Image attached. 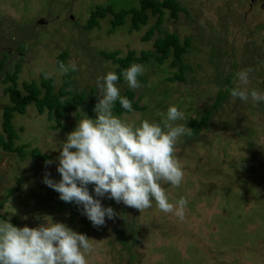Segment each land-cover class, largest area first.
Wrapping results in <instances>:
<instances>
[{
  "label": "rangeland",
  "instance_id": "374dc122",
  "mask_svg": "<svg viewBox=\"0 0 264 264\" xmlns=\"http://www.w3.org/2000/svg\"><path fill=\"white\" fill-rule=\"evenodd\" d=\"M127 1L0 0V112L8 103L6 71L17 69L19 87L23 80L38 82L43 72L52 77L56 90L64 74L56 65L60 52L66 53L65 65L73 62L78 68L68 72L70 93L83 95L80 103L61 110L60 125L33 104L14 113L15 143L26 145L27 152L36 148L45 158L0 149V221L14 218L15 226L36 227L47 215L66 223L95 239L88 264H264V101L249 97L244 102L230 95L239 85L237 72L249 67V91L264 93V0H175L181 7L176 18L165 10L159 30L147 41L141 36L155 21L151 14L138 30L130 29L128 16L110 29V12L97 25L83 27L94 6L124 7ZM130 4L137 5V0ZM164 32L190 41L183 55L184 80L173 77L176 68L169 59L159 65L143 62L141 87L131 88L142 109L113 114L139 125L144 119L160 122L170 105L177 106L185 116L177 123L187 129L190 121L208 115L199 130L181 136L175 145L184 172L181 185H162L170 202L187 199L185 218L162 212L154 201L140 213L107 195L95 197L90 184V194L117 213L96 228L82 214V205L59 199L43 182L45 174L56 182L61 179L60 143L85 113L96 118L86 101L97 103V78L115 65L99 52L138 54L152 49V38ZM116 85L120 93L129 87L124 78ZM218 93L222 99L216 102ZM8 191L13 192L7 196Z\"/></svg>",
  "mask_w": 264,
  "mask_h": 264
},
{
  "label": "clouds",
  "instance_id": "9594fccd",
  "mask_svg": "<svg viewBox=\"0 0 264 264\" xmlns=\"http://www.w3.org/2000/svg\"><path fill=\"white\" fill-rule=\"evenodd\" d=\"M59 68L65 74L78 70L73 62L68 65L60 62ZM143 71V66L135 63L123 71L130 88L141 87L137 78ZM252 71L249 67L237 72L239 85L230 90L231 97L244 102L249 97L253 102L264 101V93L249 91L247 87ZM118 79L114 71L97 78L96 118L85 113L78 120L59 146L57 171L61 179L56 182L45 174L43 182L58 192L62 201L82 205V214L96 228L105 225V217L114 219L117 213L90 194V184L94 185L95 197L107 195L140 213L151 208L154 201L162 212L183 220L187 199L181 197L170 202L162 185L179 187L184 178L183 166L175 155L178 139L190 134L189 129L177 123L185 119L184 113L170 105L166 116L159 114L164 116L160 122L144 119L136 125L121 119L113 114L115 101L119 99L129 112L132 102L120 95ZM42 218L36 227L0 221V264H88L87 257L97 247L95 239L66 223L54 222L51 216Z\"/></svg>",
  "mask_w": 264,
  "mask_h": 264
},
{
  "label": "trees",
  "instance_id": "16d2710c",
  "mask_svg": "<svg viewBox=\"0 0 264 264\" xmlns=\"http://www.w3.org/2000/svg\"><path fill=\"white\" fill-rule=\"evenodd\" d=\"M127 2L129 3L124 7H114L111 3L94 6V8L90 10L89 16L83 24V27L90 28L91 26L97 25L98 18H102L105 16L106 12H110L112 14L109 20L110 29L122 25L126 20V16H128L127 20L130 29L138 30L141 25L146 24L149 14H151L155 16V21L141 36V40L147 41L151 39L154 30H159L158 27L162 22L165 10H168L170 17L176 18L177 12L181 9L180 5H178L175 0H137V5L130 4V0ZM189 43L190 41L188 38H184L183 41L180 42L176 33L164 32L163 35H156L152 38V49L140 50L138 54L133 50H128L123 56H119L117 50H101L99 53L102 57L113 61L115 64L113 71L118 75V80L123 78V71L129 68L133 63L141 64L151 60L156 65H159L169 59V66L176 68L173 77L182 81L184 80L182 74L185 69L183 55L189 47ZM65 56V52H60L56 57V65L59 66L60 62L64 63ZM16 70L12 72L6 71L3 78L4 82L9 81L10 84L3 88L8 103L2 105L0 112V149L6 152H15L21 157L28 153L32 157L44 159V155H41L36 148H31L27 152L24 150L26 145L15 143L17 133L12 123L14 113L21 114L28 104H33L38 113L45 111L48 115L52 114L56 124L60 125L59 118L63 116L61 110L65 106L80 103L83 100V95L80 93L72 95L70 93L68 87L71 80L68 73L63 74V81L55 90L52 77H45L43 72L38 82L34 80H23L20 82V87L17 86L15 81ZM137 79L140 81L142 78L139 75ZM120 95L128 98L132 102V110L142 109L138 105L137 100L134 99V92L130 87L126 86ZM216 96V102H219V100L222 99V94L218 93ZM86 104L88 108H93L96 104V100H87ZM113 112L120 115L128 113L129 111L125 110L121 106L119 99H117L114 103ZM207 118L208 115L204 114L199 119L190 121V134L199 130ZM13 191H8L7 196ZM13 220H11V222Z\"/></svg>",
  "mask_w": 264,
  "mask_h": 264
}]
</instances>
